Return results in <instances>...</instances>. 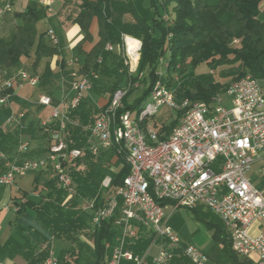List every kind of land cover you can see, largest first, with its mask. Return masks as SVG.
Returning <instances> with one entry per match:
<instances>
[{"label":"built area","instance_id":"1","mask_svg":"<svg viewBox=\"0 0 264 264\" xmlns=\"http://www.w3.org/2000/svg\"><path fill=\"white\" fill-rule=\"evenodd\" d=\"M38 1L49 12L53 11L55 0ZM9 10L10 2L0 5V23ZM163 17L166 22H173L168 13ZM47 36L54 45L59 44L60 39L53 28L47 30ZM129 39L136 42L133 49H130ZM141 46V40L123 36V57L131 75H138ZM107 49L113 50V45L108 44ZM160 65L158 74L164 76L168 66L165 57L160 58ZM142 75L140 73L139 77ZM77 76L73 73L72 88L76 96L71 108L77 107L83 92L92 87L88 76ZM19 78L20 85L39 83V76L27 71H21ZM15 80L16 76L0 81L1 106L9 104L13 94L3 92L13 88ZM130 85L117 89L88 127L90 137L102 148L109 149L114 143H122L131 167L123 184L116 188L111 186V177H105L102 184L109 190L102 205L95 206L94 201L88 203L93 224L99 226L116 217V223L121 226V234L112 247L107 264H121L123 260L135 264L145 262L147 253L139 255L126 248L127 239L137 235L135 221L154 232L153 242L161 241L154 264H170L174 249L182 245L170 223L172 212L180 207L196 206H203L221 218L232 248L239 256L264 264V230L251 234L254 223H264V189L255 186L249 176L252 165L261 158L260 169L264 173V90L260 81L248 73L233 80L225 92L218 93L207 103L193 102L189 98L178 100L176 90L158 79L139 112L128 110L119 115L118 109L122 107ZM224 93L230 97V106L222 103ZM38 101L42 105H52L49 95H40ZM164 104L180 111L178 123L169 134L155 128L153 121ZM24 116L23 112L9 115L2 126L3 131ZM55 120H59L58 126L52 128ZM70 123V115L59 106H54L50 116L42 122L52 139L45 159L17 162L0 150V160L5 166L0 184L10 186L19 175L50 168V178L55 179L71 198L75 186L69 167L87 150L93 154H98L99 150L95 142L82 148L71 147L64 135ZM28 149V142L18 146V152ZM163 201L166 203L161 204ZM168 208L171 212H166ZM184 252L193 264H213L205 251L195 245L186 244ZM44 264H59L53 251Z\"/></svg>","mask_w":264,"mask_h":264},{"label":"trees","instance_id":"2","mask_svg":"<svg viewBox=\"0 0 264 264\" xmlns=\"http://www.w3.org/2000/svg\"><path fill=\"white\" fill-rule=\"evenodd\" d=\"M263 3L264 0H81L74 22L80 25L84 38L77 46L81 47L86 40L92 41L90 27L94 18L98 20L99 40L91 51H80L84 53L80 72L116 78L109 89L112 95L123 87L119 85L123 79L125 85L131 84L122 107L118 109L119 115L128 110L139 112L158 79H162L169 88L178 90L179 100L189 98L193 102L210 103L218 93L225 92L228 85L216 81L213 74L198 75L196 70L201 64H207L211 70L229 66V71H222V77L236 76L235 79H238L250 73L259 81L264 80ZM165 13L171 16L172 23L164 20ZM48 14V8L38 0H31L23 11L14 13L17 19L15 31L8 38L0 36V68L18 66L22 58L30 56L33 51L32 67L36 71L44 57L61 54L60 44L53 46L47 42V32L37 35V23L47 18ZM123 34L142 42L138 75H131L124 65V59L117 52L107 49L108 44L122 46ZM236 39L238 42H235ZM161 57L168 61L164 76L158 74ZM140 73L142 77H139ZM32 75L37 74L33 72ZM52 75L47 65L43 76L47 79ZM137 82L139 85L135 86ZM13 91L10 88L3 93ZM135 93L137 95L134 96ZM84 103L80 101L77 107L72 108L71 119H79L84 123L92 120L90 115L82 111L85 110ZM177 123L178 120L169 127H161L160 132L169 134ZM72 138L71 147L82 148L88 144L86 132L80 128L72 131ZM104 151L116 157L115 170L110 175L111 186L116 188L123 184L130 173L126 149L122 143H114ZM101 158L100 152L95 155L88 150L84 158L86 171L77 169L69 172L74 181L75 194L66 202L68 193L55 179L46 182V193L43 189L39 190L37 183L35 190L41 196L38 201L28 198V193H24L22 199L15 198L18 207L15 235L0 245V257L22 254L27 260L26 264H44L51 252L47 243L52 238L78 234L84 230L90 215L78 207L79 199H89V202L94 201L95 206H100L104 194L109 190L102 185L107 172L100 162ZM188 210L212 231L213 249L205 252L211 263L256 264L233 250L229 234L218 215L203 206ZM120 234L121 226L116 223V217L96 226L92 235V259L87 263L106 264V258ZM153 240L154 232L149 229L134 239L133 243L126 242V248L143 255ZM185 245L182 243V246L174 249L170 264H193L183 254ZM59 261V264H68L62 254ZM121 264L135 262L123 260Z\"/></svg>","mask_w":264,"mask_h":264},{"label":"crops","instance_id":"3","mask_svg":"<svg viewBox=\"0 0 264 264\" xmlns=\"http://www.w3.org/2000/svg\"><path fill=\"white\" fill-rule=\"evenodd\" d=\"M30 1L31 0H0V5L6 2L11 3V10H9L8 12L4 14L2 21L0 23V36H2L3 38L10 37V35L15 31L16 25H17V19L14 17V13L16 11H23L27 7ZM92 1H96V0H92ZM80 3H81V0H55V3L53 5V11L49 12L47 18L41 20V21H45L48 23V28L43 29L42 32L39 33L38 25L41 21L37 23V35L38 36H40V34L43 32H47V30L50 28H53L56 31L60 39L59 44L61 46V54L59 55L55 54L51 57H44L36 71L32 67V63L34 61L33 51L31 52L30 56L22 58V61L18 66H13L9 68H6V67L0 68V79H1L0 81L10 79L12 77H15L16 75H18L19 77V73L21 71H24V69L27 70V68L31 70L30 74H32L33 72L37 73V75L41 78V82H39L37 85H30L27 82H24L22 85H20L18 84V81L20 80V78H17V80L14 81V86H13L14 91L12 92L13 95L10 98L9 104L7 106L0 105V150L2 149V151H4L8 157L15 159L17 162H23L27 160L28 161H38V160L45 159L48 156L50 145L52 142L51 134L43 126L39 128L37 126L40 123V120L42 118H43V121H45L50 116L54 106H59V108L63 112H66L70 115L71 110H72L71 103H72L73 98L76 96V91L73 90L72 88L71 79L73 78H71V76L73 77V73H77L78 75L77 77H80V78L84 76H88L91 81L92 87L91 89L85 90L83 92V98L81 102L90 101L91 103L94 104L98 100L95 96H93V93H92L95 87H94V83L92 82L91 78L93 77V79L94 78L96 79L98 78L99 74H96V73L85 74V73L80 72V69L83 64L84 53L91 51L94 45L99 40L98 20L97 18H94L91 23L90 32L92 34V41L86 40L82 43L81 47H78L77 46L78 43L82 41V39L84 38V33L80 25L74 22V18L77 15V12L79 9L78 6ZM124 35L125 34H123V36ZM46 40L48 43L54 46L51 39L47 35H46ZM116 47H118V50H116ZM80 51L84 53L81 54ZM111 51L117 52L124 59L123 44L122 46L113 45V50ZM73 54H77L79 56L75 64L76 66L75 68L70 67L71 63L68 62L69 61L68 56L73 55ZM124 64L126 65L125 60H124ZM47 65L50 66L53 72V75L50 78L46 79V77H44L43 75H44ZM58 72H60V74L62 75V80L56 79ZM42 94L49 95L52 98V105H42L39 103L38 101L39 96ZM106 104H104L103 106L95 104V108L93 107L90 108L89 106L85 105L84 106L85 110H82V111H84L87 114V116L91 115L93 111L98 112L94 117L95 119L97 115L100 113V111L106 106ZM19 112H23L25 114L24 118L20 122H14L13 124L8 125L7 130L3 131L2 126L5 124L8 116L11 114H18ZM58 122L59 120H55L53 124L51 125V127L55 128L58 125ZM93 123H94L93 119L91 121H88L87 123H84L79 119H72V123L68 125L67 130L65 131L64 135L66 139L69 141V143H72L74 141L72 138V131L74 129L80 128L83 132H88L87 131L88 127H90ZM24 142L29 143L28 151L18 152L19 144L24 143ZM87 152L88 150L85 153ZM84 156L85 155H83L81 158L76 160L69 167V172H72L77 169H78L77 171H81L80 167L82 166H85L86 168L85 159H84L85 164H83V160L82 162H78ZM263 156H264V153H263ZM262 164H263L262 158L257 160L252 165V169L249 173V176L251 178L252 183L255 186H257L258 188L264 189V173L260 169ZM254 165H258L256 169H254ZM4 171H5V166L0 160V175ZM28 173L33 174V184H32L33 187H32L31 192H28L26 190L23 191L22 188H18L16 191L18 193L12 194L11 188H8V186L0 184V225L3 222L5 223L4 229L3 228L1 229V226H0V245H3L10 236L15 235L14 225H15V219H16V211L18 207L16 206L15 202L13 203V205H11V201L13 199L15 200V198L22 199V197L24 196V193H28V198H31L35 201H38L39 199H41L39 191L35 190L37 183L39 185V190L43 189V192L45 193L48 191L46 182L51 179L50 178V168H41L40 170L31 171ZM252 173L257 176L256 180H253V177L251 175ZM42 174H46V175L42 176ZM24 175L17 176L15 179V183H16L17 178H21ZM107 176H110V175H107ZM107 195H108V191L104 194V198ZM68 199L69 198L67 196V198L65 199V202L68 201ZM79 203L80 202H78V207H81L84 211H86L90 215L88 227L91 226L93 228L92 231L94 233V229L96 225L93 224L92 222V210L88 208L89 202L87 201L85 206H82V205L80 206ZM4 209L6 211L7 210L10 211L11 209H14L15 211L14 217L9 218L8 220H6L5 218L3 221L2 219L3 216L1 215V213L4 211ZM175 212H176V209L172 212V216L170 220L172 228L175 227V224L173 222V219H174L173 215L175 214ZM133 224L136 229L137 235L134 238L127 239L128 243H133L134 239L139 238L143 232L149 230V228L145 227L144 225L136 221ZM258 227L264 230V223H262V225L260 223H254L252 225L251 231L253 229L256 230ZM174 233L178 235L175 231ZM65 235L67 234H63L61 237L52 238L53 241L52 240L49 241L47 245L51 246V244H54V247H55V245L57 244L55 241L59 242V240L60 241L66 240ZM78 237L80 238L82 242L86 241L80 235H78ZM55 238L56 240H54ZM181 241L182 243L187 244L183 242L182 239ZM87 242L94 248L93 238H92V242H89V241ZM70 246H72V244ZM160 248H161L160 240L153 242L145 252L147 253V257L143 264H148L149 261H151L152 264H154V257L158 254ZM177 248L179 247H176L175 249ZM58 251L62 253V248H60ZM53 253L55 255L54 251ZM252 261L256 263L254 260ZM26 263H27V260L22 254L9 255L3 258L0 257V264H26Z\"/></svg>","mask_w":264,"mask_h":264},{"label":"rangeland","instance_id":"4","mask_svg":"<svg viewBox=\"0 0 264 264\" xmlns=\"http://www.w3.org/2000/svg\"><path fill=\"white\" fill-rule=\"evenodd\" d=\"M5 4V3H4ZM2 5V4H1ZM170 12H172V9H169ZM48 28V23L45 21H41L38 25V31L39 33L42 32L43 29H47ZM116 50H118V47H116ZM77 58H79V56L77 54H73V55H69L68 56V62H70L71 66L70 67H76L75 64L77 62ZM68 64V63H67ZM125 65V64H124ZM126 67V65H125ZM73 68V69H74ZM24 71H27L30 73V69L27 68L24 69ZM222 71H229V66H222L218 69H210L209 66L207 64H201L197 70L196 73L198 75H202V74H213L216 81L221 82L224 86L228 85L235 79L236 76L232 77V76H227V77H222ZM37 74V73H36ZM16 78H19L18 75H16ZM71 78H73L71 76ZM56 79L58 80H62V75L60 74V72H58ZM115 79L113 77H107V76H102L99 75L98 78H91L92 82L94 83V91L93 96H95L98 100L96 103H91L90 101L84 103V106L87 105L90 108H95V104L101 105L103 106L104 104L107 103L108 99H110V97L112 96V92L109 90L115 83ZM68 80V79H66ZM72 80V79H71ZM260 84L264 90V80L260 81ZM120 86L126 87L127 85H125V80L123 79L120 84ZM125 85V86H124ZM138 93V92H137ZM137 93L134 94L137 95ZM223 93V92H221ZM176 94H179V91L176 90ZM133 96V97H134ZM179 100V98H177ZM222 103L226 106H230V97L224 93L223 94V101ZM94 112V111H93ZM91 113V119L95 120L94 117L98 112H94ZM179 113L180 111L177 110L176 108L170 107L166 104L160 106L159 108V112L158 114L154 117L153 121H154V126L155 128L159 129L163 126H171L174 122H176L179 119ZM45 118V117H44ZM42 121L43 118L40 120V123L38 124V128L42 127ZM56 128V127H55ZM88 131V130H87ZM171 132V130H170ZM169 132V133H170ZM87 138H88V143L89 142H96L94 141L93 138L90 137L89 131L86 132ZM98 146V150L100 152V155L102 156L100 162L102 161V165L104 166V168L106 169L107 175H112V171L115 170L114 167V162L116 160V157L107 151H104L106 149L102 148L98 143H96ZM86 153H84L85 155ZM84 158L85 156L79 160L78 162H82L83 160V164L84 163ZM82 164V163H80ZM79 164V165H80ZM258 165H254V169L257 168ZM80 167V166H79ZM84 169V170H83ZM80 170L85 172L86 168L85 166L80 167ZM46 174H42V176H44ZM253 177V180L257 179V176L254 175L253 173L251 174ZM33 174L28 173L24 176H22L21 178H17L16 183L13 185L8 186V188H11V193L12 194H16L18 192L17 189L18 188H22L23 191H28L31 192L32 187H33ZM87 201L89 202V199H85V198H81L79 200V205L81 206H85ZM15 202V200L13 199L11 201V205H13V203ZM166 212H171V209L168 208L166 209ZM1 215L3 216L2 219L4 221V219L6 218V220H8L9 218H13L15 215V211L14 209H11L10 211H6L4 209V211L1 213ZM173 222L175 224V227H173L174 231L180 236V238L183 240V242L187 243V244H192L195 245L199 248H202L203 250H205V252H210L213 249V245L214 242L212 240V231H210L208 228H206V226L196 220L192 213L187 209V208H177L175 214L173 215ZM7 225V224H6ZM1 229H4L5 223L3 222L1 225ZM92 227H86L83 231H80L78 234H67L65 235V241H60L57 242L55 241L57 244V246L54 244H51L50 248L51 251L55 252V255L58 257L62 254L64 256V260L68 263V264H88L87 262L92 259V251H93V246H91L90 244H88L87 241L92 242ZM260 228L258 227L256 230H252L251 234L255 235L259 232ZM3 231V230H2ZM3 233V232H2ZM78 235H80L82 238H84L86 241L82 242L80 240V238L78 237ZM56 240V238L54 239ZM71 240V241H69ZM53 241V240H52ZM54 242V243H55ZM72 244V246H70ZM57 247V249H56ZM62 248V253H60L58 250L60 248ZM183 254L185 255L184 249H183ZM107 259L106 258V264H107ZM60 263V261H59Z\"/></svg>","mask_w":264,"mask_h":264},{"label":"bare ground","instance_id":"5","mask_svg":"<svg viewBox=\"0 0 264 264\" xmlns=\"http://www.w3.org/2000/svg\"><path fill=\"white\" fill-rule=\"evenodd\" d=\"M128 42H129V45H130V49H133L134 47H136V42L135 41L129 39Z\"/></svg>","mask_w":264,"mask_h":264}]
</instances>
